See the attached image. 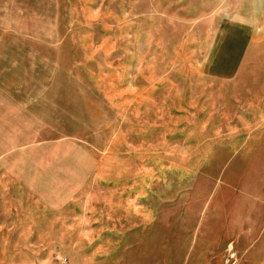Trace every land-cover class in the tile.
<instances>
[{"label": "rangeland", "instance_id": "1", "mask_svg": "<svg viewBox=\"0 0 264 264\" xmlns=\"http://www.w3.org/2000/svg\"><path fill=\"white\" fill-rule=\"evenodd\" d=\"M0 264H264V0H0Z\"/></svg>", "mask_w": 264, "mask_h": 264}]
</instances>
